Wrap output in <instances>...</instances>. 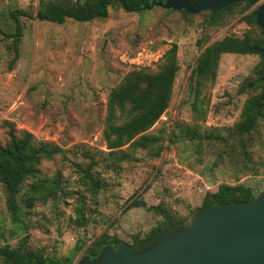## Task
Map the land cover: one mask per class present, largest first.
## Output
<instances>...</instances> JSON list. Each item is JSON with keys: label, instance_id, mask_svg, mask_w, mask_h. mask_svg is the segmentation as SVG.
<instances>
[{"label": "rangeland", "instance_id": "obj_1", "mask_svg": "<svg viewBox=\"0 0 264 264\" xmlns=\"http://www.w3.org/2000/svg\"><path fill=\"white\" fill-rule=\"evenodd\" d=\"M255 8L231 9L218 27L206 23V13L190 16L158 6L142 12L110 6L106 18L90 22L70 19L56 24L21 16V37L14 51L13 38L4 36L15 32L10 13L35 16L38 0H0V142L7 140L8 125L65 150L63 160L57 156L41 165L45 176L61 171L63 194L58 199L40 197L28 214L19 199L23 211L13 219L0 185V245L23 243L59 259L83 241L71 263L76 264L103 234L132 244L133 236L142 237L157 226L161 217L147 210L150 206L186 216L221 183L248 186L255 195L262 192L264 111L250 135L234 130L246 98L257 93L242 86L254 79L260 57L255 53L220 57L214 83L201 93L208 101L198 106L205 111L204 119L192 111L189 87L197 58L208 45L246 32L260 37L257 27L244 20ZM173 44L179 70L171 99L147 131L160 138V155L154 158L155 149L123 146L125 159L117 161L119 168H106L110 157L103 130L109 91L134 68L155 71ZM91 159L93 172L105 182L96 203L86 198L90 212L85 215H90L80 227L74 222L76 195L84 191L81 169ZM136 199L145 207L125 210Z\"/></svg>", "mask_w": 264, "mask_h": 264}, {"label": "trees", "instance_id": "obj_2", "mask_svg": "<svg viewBox=\"0 0 264 264\" xmlns=\"http://www.w3.org/2000/svg\"><path fill=\"white\" fill-rule=\"evenodd\" d=\"M152 1L38 0L35 16L24 11L10 13V18L15 24V32L12 34L4 33V36L13 38V47L16 51V42L21 37V25L19 23L21 16L56 24L65 23L70 19L90 22L95 19L106 18L110 6L118 5L125 12H142L150 9ZM241 5L244 9L251 7L246 2H242L225 9L206 10L200 13H206L205 21L208 25L218 27L223 24L228 11ZM244 20L249 26L257 27L260 37L255 38L246 32L240 38L227 35L213 42L201 52L189 78V87L193 95V102L190 106L199 118L204 119L205 111L198 106L201 103L207 105L208 101L205 97H201V93L206 86L214 83L220 57L223 54L243 55L251 53L260 57L261 65L255 72L254 79L249 83L244 82L242 86L247 84L249 89L257 91V93L246 98L243 107H241L239 118L234 123L235 132L242 136L250 135L253 132L264 111V104H262L264 89L260 80L264 60L253 50L254 47L264 50V31L255 23V11L248 13ZM0 32L2 33L1 30ZM178 70L177 45L173 44L164 53L162 63L155 71H151L147 67L134 68L126 73L118 85L109 91L105 102L106 116L103 130V137L108 150L106 154L110 157L109 162H106V168H111L114 171L119 168L117 161L125 159L121 150L123 146H128L131 149H155L153 151L154 158L160 155V138L149 135L147 131L167 110ZM6 127L7 140L5 143L0 142V185L5 193L6 208L14 219L22 210L18 205L19 199L23 201L24 212L28 214L38 198L41 197L44 201L55 200L63 194L61 171L57 170L52 176H45L42 173L41 165L44 161H52L57 156L63 160L65 150L53 142L37 140L29 132L17 131L8 125ZM94 166L95 162L91 159L89 164L81 169L80 181L84 191L78 192L76 195L79 207L76 210L77 217L74 219V222L80 227L86 226L90 215H85L86 210L90 212V207L86 208V198L89 199V202L96 203L98 194L104 187L105 181L92 170ZM21 191L24 192L21 194ZM255 197L256 195L248 186L221 183L214 192L206 193L202 198L201 205L193 208L186 216H176L160 205L150 206L147 210L161 217V222L145 235L142 237L133 236L132 244H129L116 235L103 234L82 255L95 258L106 245L117 247L123 244L130 248L142 249L150 245L155 237L162 236L167 232L166 218L176 230L198 208L225 205L232 202L248 203ZM143 207H145V202L136 199L129 203L125 210ZM83 246L82 241L76 244L68 254L56 259L53 256L44 255L41 251L30 250L23 243L15 247L7 244L0 245V264H71Z\"/></svg>", "mask_w": 264, "mask_h": 264}, {"label": "water", "instance_id": "obj_3", "mask_svg": "<svg viewBox=\"0 0 264 264\" xmlns=\"http://www.w3.org/2000/svg\"><path fill=\"white\" fill-rule=\"evenodd\" d=\"M242 2L257 6L255 23L264 31V0H153L150 7L196 15ZM253 50L264 60L262 48ZM260 80L264 89V69ZM166 224L167 232L142 249L106 245L76 264H264V191L248 203L198 208L176 230L168 218Z\"/></svg>", "mask_w": 264, "mask_h": 264}, {"label": "flooded vegetation", "instance_id": "obj_4", "mask_svg": "<svg viewBox=\"0 0 264 264\" xmlns=\"http://www.w3.org/2000/svg\"><path fill=\"white\" fill-rule=\"evenodd\" d=\"M251 7H252V6H251ZM256 10H257V6H256V8H255V10H254V11L256 12ZM258 27H259V26H258ZM261 29H262V28H261ZM262 30H263V29H262ZM263 69H264V68H263ZM263 95H264V94H263ZM262 97H263V96H262ZM263 99H264V98H263Z\"/></svg>", "mask_w": 264, "mask_h": 264}]
</instances>
